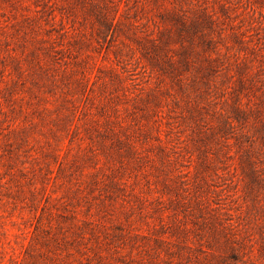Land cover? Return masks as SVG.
<instances>
[{"label": "rangeland", "instance_id": "374dc122", "mask_svg": "<svg viewBox=\"0 0 264 264\" xmlns=\"http://www.w3.org/2000/svg\"><path fill=\"white\" fill-rule=\"evenodd\" d=\"M0 264H264V0H0Z\"/></svg>", "mask_w": 264, "mask_h": 264}]
</instances>
